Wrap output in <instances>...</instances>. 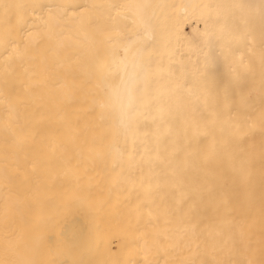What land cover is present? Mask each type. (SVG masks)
<instances>
[{
  "label": "bare ground",
  "instance_id": "1",
  "mask_svg": "<svg viewBox=\"0 0 264 264\" xmlns=\"http://www.w3.org/2000/svg\"><path fill=\"white\" fill-rule=\"evenodd\" d=\"M232 240L264 255V0H0V264H236Z\"/></svg>",
  "mask_w": 264,
  "mask_h": 264
},
{
  "label": "rangeland",
  "instance_id": "2",
  "mask_svg": "<svg viewBox=\"0 0 264 264\" xmlns=\"http://www.w3.org/2000/svg\"><path fill=\"white\" fill-rule=\"evenodd\" d=\"M107 45H108V41L106 39L102 40L101 45H100L101 52H97L92 57L94 78H95V74L97 72V68L99 65L98 63L101 62V60L105 56ZM92 83H93L92 84V86H93L94 80ZM83 93H85V90L83 91ZM37 94H38V91H37V87H36L32 90V94H31L32 102H33V98H35ZM22 95H23V91L21 89L20 96H22ZM96 96H97V91L91 92V93L90 92L87 93V91H86V97H88L89 99H92V98L94 99ZM89 99L86 98L85 100L86 101L88 100V102H89L90 101ZM95 114H96V112H95ZM90 117H91L90 125L93 127V130L97 132L96 137H93L92 135L91 136L93 137V140H96L97 142H101L102 140L105 139L106 136L102 132H100V130L98 131L99 125L95 123L94 114H92ZM118 203L123 204L122 202H118ZM131 203L134 204V206H138L140 202L138 200H135ZM135 209H137V208L136 207H129L127 209L121 208L120 212L121 213L125 212L128 215H134ZM130 222L132 224L130 226H134V225L139 223V218H132V219H130ZM232 242H233V246H234V251L232 252V258L236 264H238V263L241 264L243 262H245L246 264L247 263H249V264H264V255H262V251L253 252L250 241L247 242V244L241 243V242H236L235 240H232Z\"/></svg>",
  "mask_w": 264,
  "mask_h": 264
}]
</instances>
